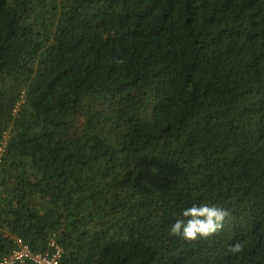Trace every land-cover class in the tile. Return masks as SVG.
<instances>
[{
    "label": "trees",
    "instance_id": "trees-1",
    "mask_svg": "<svg viewBox=\"0 0 264 264\" xmlns=\"http://www.w3.org/2000/svg\"><path fill=\"white\" fill-rule=\"evenodd\" d=\"M6 134L0 264H264V0H0Z\"/></svg>",
    "mask_w": 264,
    "mask_h": 264
},
{
    "label": "clouds",
    "instance_id": "clouds-1",
    "mask_svg": "<svg viewBox=\"0 0 264 264\" xmlns=\"http://www.w3.org/2000/svg\"><path fill=\"white\" fill-rule=\"evenodd\" d=\"M228 216L229 212L219 205L208 203L193 205L183 210V219L178 218L171 225L170 235L189 242L208 238L222 229L223 222ZM244 249V243L236 242L227 249V252L238 255L243 253Z\"/></svg>",
    "mask_w": 264,
    "mask_h": 264
},
{
    "label": "built area",
    "instance_id": "built-area-1",
    "mask_svg": "<svg viewBox=\"0 0 264 264\" xmlns=\"http://www.w3.org/2000/svg\"><path fill=\"white\" fill-rule=\"evenodd\" d=\"M8 137L0 145V168L8 148ZM52 250L49 253L36 252L23 238L17 237L10 252L3 258L1 264H19L28 261L34 264H61L64 249L60 243L53 239L51 242Z\"/></svg>",
    "mask_w": 264,
    "mask_h": 264
}]
</instances>
